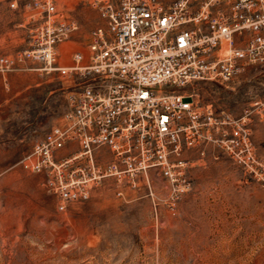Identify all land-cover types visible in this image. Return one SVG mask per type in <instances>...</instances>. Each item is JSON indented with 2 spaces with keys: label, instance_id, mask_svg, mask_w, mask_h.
I'll use <instances>...</instances> for the list:
<instances>
[{
  "label": "built area",
  "instance_id": "built-area-1",
  "mask_svg": "<svg viewBox=\"0 0 264 264\" xmlns=\"http://www.w3.org/2000/svg\"><path fill=\"white\" fill-rule=\"evenodd\" d=\"M80 1L100 19L86 55L77 50L70 64H58L57 44L79 23L53 0H30L27 45L0 56L2 71L28 60L81 78L67 94L61 122L25 156L58 197V209L88 199L108 179L117 195L145 186L151 196V172L164 177L172 205L189 185L183 151L202 152L209 143L264 182V160L250 136L252 110L233 116L178 90L197 80L227 81L264 63V0Z\"/></svg>",
  "mask_w": 264,
  "mask_h": 264
},
{
  "label": "rangeland",
  "instance_id": "rangeland-1",
  "mask_svg": "<svg viewBox=\"0 0 264 264\" xmlns=\"http://www.w3.org/2000/svg\"><path fill=\"white\" fill-rule=\"evenodd\" d=\"M29 1L0 0V56L27 45ZM53 1L79 23L57 44V63L68 65L74 51L87 54L100 19L83 1ZM41 68L27 60L0 70V264H264V182L210 143L202 152L183 151L189 185L172 205L164 177L151 172V196L145 186L117 195L108 179L88 199L58 209V197L25 156L61 122L67 94L81 78ZM178 90L233 116L251 109V141L264 160V63Z\"/></svg>",
  "mask_w": 264,
  "mask_h": 264
}]
</instances>
